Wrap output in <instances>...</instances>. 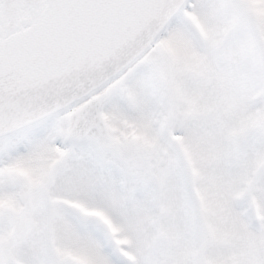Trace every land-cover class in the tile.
<instances>
[{
    "label": "snow or ice",
    "instance_id": "6c2138e0",
    "mask_svg": "<svg viewBox=\"0 0 264 264\" xmlns=\"http://www.w3.org/2000/svg\"><path fill=\"white\" fill-rule=\"evenodd\" d=\"M0 264H264V0H0Z\"/></svg>",
    "mask_w": 264,
    "mask_h": 264
}]
</instances>
